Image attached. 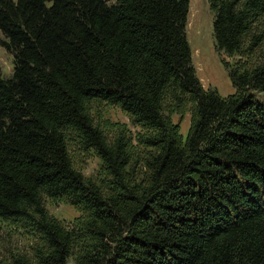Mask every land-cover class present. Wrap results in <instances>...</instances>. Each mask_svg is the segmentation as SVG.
<instances>
[{"label": "trees", "instance_id": "trees-1", "mask_svg": "<svg viewBox=\"0 0 264 264\" xmlns=\"http://www.w3.org/2000/svg\"><path fill=\"white\" fill-rule=\"evenodd\" d=\"M209 4L217 49L236 57L226 97L197 75L190 0H0L14 58L0 70V220L41 240L0 264H264V57L249 62L264 0ZM93 102L140 130L101 128ZM75 148L97 152L96 178ZM45 197L80 216L63 224Z\"/></svg>", "mask_w": 264, "mask_h": 264}, {"label": "rangeland", "instance_id": "rangeland-1", "mask_svg": "<svg viewBox=\"0 0 264 264\" xmlns=\"http://www.w3.org/2000/svg\"><path fill=\"white\" fill-rule=\"evenodd\" d=\"M213 22L214 13L210 8L209 0H190L187 37L192 48L193 63L197 75L206 89H216L226 97L235 92V87L224 61H229L232 64L236 57H228L217 49ZM258 27L259 31L264 34V19ZM3 40L5 37L0 30V70L3 76L11 77L14 70V58L1 44ZM263 57L264 40L250 57L249 62H255ZM258 98L264 99V93H260ZM91 113L101 128H104L107 123L120 124L126 129V135L134 134L140 130L132 123L130 117L116 105L93 102ZM173 120L180 124L182 133L186 135L190 125V114H186L183 118L175 115ZM105 131L111 138L116 134L114 131H117V127L109 125ZM72 158L76 168L86 176L95 178L98 176L102 161L95 150L75 148L72 151ZM133 165L136 178H140L144 171L142 160L137 158ZM45 205L49 212L65 225L71 224L81 214L74 206L49 197H45ZM40 245L41 240L28 227L21 223L0 220V257L2 259L12 260L19 255L32 258Z\"/></svg>", "mask_w": 264, "mask_h": 264}]
</instances>
